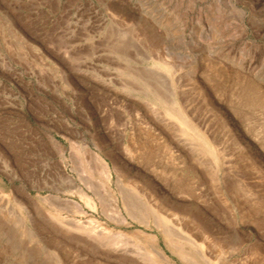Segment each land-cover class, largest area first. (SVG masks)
<instances>
[{
  "label": "rangeland",
  "instance_id": "1",
  "mask_svg": "<svg viewBox=\"0 0 264 264\" xmlns=\"http://www.w3.org/2000/svg\"><path fill=\"white\" fill-rule=\"evenodd\" d=\"M149 207L264 264V0H0V264H185Z\"/></svg>",
  "mask_w": 264,
  "mask_h": 264
},
{
  "label": "bare ground",
  "instance_id": "2",
  "mask_svg": "<svg viewBox=\"0 0 264 264\" xmlns=\"http://www.w3.org/2000/svg\"><path fill=\"white\" fill-rule=\"evenodd\" d=\"M147 106L149 107V110L150 111H154V108H153V105L152 104H147ZM176 106V105H175ZM176 110V109H175ZM177 111V110H176ZM176 111H166V113H165V116L167 117H164V119L167 121V120H169L170 119V121L171 120H173L172 122H175L176 124V126H178L179 127V132L181 133V135H179L180 133H178L177 131H178V129L176 130V132L178 133V134H176L175 133V131H174V133L177 135V138L179 137V136H182V137H184V136H188L187 134H190L191 135V138L192 137H194V136H196V133L194 132V130H193V128L190 126V124H189V122L187 121V119H186V117H184L180 112H176ZM165 125V127L166 126H168L167 125V123H165L164 124ZM163 126V125H162ZM164 127V126H163ZM170 126H168L167 128H166V130L168 129H171V128H169ZM173 128V127H172ZM173 130H174V128H173ZM168 133H171V131L170 132H168ZM173 133V132H172ZM174 134V135H175ZM173 135V136H174ZM175 135V136H176ZM179 135V136H178ZM182 137H180V139L182 138ZM191 138H188V140L190 141H192V139ZM51 140V142H53V139L52 138H50ZM183 139V138H182ZM185 141L187 142V140L185 139ZM190 141V142H191ZM190 142H188V143H190ZM193 142H195L194 140H193ZM180 143H182V142H180ZM184 143V142H183ZM54 144V143H53ZM191 144V143H190ZM194 144V143H193ZM54 145H57V144H54ZM59 146V145H58ZM57 146V147H58ZM189 146V145H188ZM192 146V145H191ZM194 146V145H193ZM192 146V147H193ZM197 146H200V145H197ZM60 147V146H59ZM202 147H203V150L205 151V149H207L206 148V146H205V143H203L202 144ZM194 148V147H193ZM83 150H85V148H82ZM200 148H198L197 147V151L199 150ZM200 151V150H199ZM95 154V153H94ZM94 154H92V156H91V158H92V160L94 161V163H99L100 165H101V167L104 169V171L105 170H107V164L104 162V161H102L98 156H96V155H94ZM91 155V154H90ZM98 164V165H99ZM102 170V169H101ZM107 171H109V170H107ZM107 171H105V173H107ZM104 173V174H105ZM106 175V174H105ZM107 176V175H106ZM68 182V184L70 185V190L74 193V195L75 196H79L80 198H82L83 200H84V203L85 204H88V205H90V204H93V203H90L91 202V200H90V198L86 195V193L84 192V190H83V188L82 187H80L76 182H74L72 179H69L68 178V180H67ZM119 181V180H118ZM121 181H119V183H120ZM121 184V183H120ZM132 185V184H131ZM121 187V186H120ZM129 187V186H128ZM132 188H133V186H131ZM130 187V188H131ZM131 190V189H130ZM133 190V189H132ZM134 191H136V190H134ZM133 191V192H134ZM130 193V192H129ZM133 195V194H132ZM137 195V194H136ZM137 198H138V196H137ZM23 199H24V197L22 196H20V198L19 199H15V198H13V200H12V198H10V200H12L13 201V204H14V206L10 203V200L8 199V201H7V203H6V209H8V210H11V211H18L19 209H21V208H23ZM41 199V198H40ZM42 200V199H41ZM81 200V199H80ZM129 204V203H128ZM141 204V203H140ZM92 205H90V207H91ZM151 207V206H150ZM148 208V209H150V211H151V214H152V216L154 217V220H155V223H154V227L156 228V230L159 232V234H160V236H161V238L164 240V242L166 243V246H171V245H173V247H174V249L176 250V251H178L179 253H180V259L185 263V264H211V262L210 261H208L206 258H205V256H204V254H202V253H200V254H198V257H193V256H190V255H184V250H183V247H182V244L183 243H180L177 239L178 238H176V236H174V235H176L177 233L178 234H180L181 235V233L178 231V230H176V229H174V225H172V223L171 222H169L168 221V219H166L167 218V216H169V215H167L166 216V218L165 217H163L159 212H157L156 210H151L152 208ZM154 207V206H153ZM156 207V206H155ZM93 208V207H92ZM118 209V208H117ZM50 210L51 211H53V212H56V210L55 209H53V208H50ZM132 210V209H131ZM118 211V210H117ZM133 211V210H132ZM149 211V210H148ZM159 211V210H158ZM57 213V212H56ZM117 213H119V212H117ZM164 213V212H163ZM56 215V214H55ZM120 215V214H119ZM18 217L20 218V222L22 223L23 222V219H22V216H20V213L18 214ZM147 217V216H146ZM56 220H58V221H60V222H62V223H64V225L67 227V228H69V226L71 225V223L73 224V222H71V220L70 221H64L63 219H60V217L59 216H55L54 217ZM119 218V217H118ZM145 218V217H144ZM144 218H142L143 220H144ZM141 219V220H142ZM147 219V218H146ZM148 220V219H147ZM176 220V219H175ZM172 221V220H171ZM150 222H151V220H150ZM173 222V221H172ZM75 223H76V221H75ZM74 223V224H75ZM153 223V222H152ZM152 223H151V225H152ZM175 223V222H174ZM177 223V222H176ZM175 223V224H176ZM76 224H78V223H76ZM76 224H75V226L73 225V227H76ZM141 224H143V226L144 227H146V228H149V225L145 222V223H141ZM172 226H171V225ZM78 226V225H77ZM176 227H178L177 225H176ZM154 228V229H155ZM172 231H174V232H176L175 234H173V232ZM101 233L103 232V231H100ZM183 232V231H182ZM98 233V232H97ZM100 233V234H101ZM93 234H94V232H93ZM92 234V235H93ZM100 234L98 233V237H95V238H97V241H99V237L101 238H105V237H103V236H100ZM103 234V233H102ZM142 234V233H141ZM95 235H97V234H95ZM94 235V236H95ZM143 235V234H142ZM179 237V236H178ZM101 238V242H103L102 239ZM145 238V237H144ZM147 238V237H146ZM150 240H151V242L154 244V246H156V243H157V238L155 237V236H150V237H148ZM180 238V237H179ZM183 239V238H182ZM96 240V239H95ZM184 240V239H183ZM183 240H181V241H183ZM185 240H187V239H185ZM188 241V240H187ZM100 242V243H101ZM104 242H106V240L104 241ZM107 242H109V241H107ZM107 244V243H106ZM108 244H111V243H108ZM101 245V244H100ZM106 247H107V245H106ZM119 248V247H118ZM115 249V248H114ZM125 249V248H124ZM125 250H128V248L127 249H125ZM132 251H133V249H131ZM117 251V250H116ZM153 253L155 254V256L158 258V260L160 261V262H162V264H168V260H167V258L165 257V254H164V252H162L160 249H158V248H154L153 250ZM125 252V251H124ZM127 252V251H126ZM131 252V251H130ZM134 252V251H133ZM133 252H132V254H133ZM141 252V251H140ZM144 252V251H143ZM177 252V253H178ZM128 253V252H127ZM135 253V252H134ZM136 254V253H135ZM135 254H133V255H135ZM145 254V253H144ZM143 254V256H145ZM133 255H132V257H133ZM140 255L142 256V253H140ZM149 255V254H148ZM147 255V256H148ZM131 256V255H130ZM139 256V255H138ZM146 257V256H145ZM149 257V256H148ZM153 257V256H152ZM134 258V257H133ZM135 258H137L136 256H135ZM149 258H151V257H149ZM148 258V259H149ZM138 259L140 260V257H138ZM146 259H147V257H146ZM153 259V258H152ZM138 260V261H139ZM150 260V259H149ZM142 261H144V259L142 260ZM141 261V262H142ZM158 262V261H157ZM143 263V262H142ZM146 263H148V261L146 262ZM151 263H152V261H151Z\"/></svg>",
  "mask_w": 264,
  "mask_h": 264
}]
</instances>
